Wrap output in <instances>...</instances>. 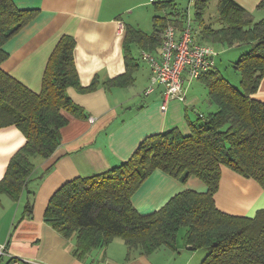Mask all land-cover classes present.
<instances>
[{
    "label": "trees",
    "instance_id": "16d2710c",
    "mask_svg": "<svg viewBox=\"0 0 264 264\" xmlns=\"http://www.w3.org/2000/svg\"><path fill=\"white\" fill-rule=\"evenodd\" d=\"M211 1L192 0L193 17L173 0L155 1L157 13L152 17L151 34L126 27V71L103 82L96 76L88 86H83L78 74L76 40L63 34L46 64L41 90L35 91L5 71L3 63L9 56L7 42L35 18L39 9H23L15 0H0V128L14 125L26 138L0 180V195L15 201L28 187L37 161L51 157L61 144V128L69 118L88 116L71 98L68 88L89 92L100 83L106 88L131 85L137 67L133 43L143 51L159 53L165 29L172 25L179 35L190 22L198 43L217 50L249 46L235 63L241 75L239 87L216 65L197 78L205 84L216 108L196 122L190 121L188 134L177 127L151 134L119 165L68 180L55 191L45 210V222L65 239L74 240L73 253L79 259L104 250L116 238L125 242L130 255L133 251L150 254L163 247L174 248L181 228L186 227L184 239L189 249L207 250L201 264H264V208L253 216L230 214L217 207L214 197L222 166L255 179L264 189V102L252 96L264 77V19L255 20L236 0H218V16L207 19ZM159 10H164V15ZM156 170L182 182L196 176L205 182L207 190L184 189L158 210L143 214L131 199ZM27 209L32 212L31 202ZM13 260L15 257L12 264Z\"/></svg>",
    "mask_w": 264,
    "mask_h": 264
},
{
    "label": "crops",
    "instance_id": "0c3cea01",
    "mask_svg": "<svg viewBox=\"0 0 264 264\" xmlns=\"http://www.w3.org/2000/svg\"><path fill=\"white\" fill-rule=\"evenodd\" d=\"M155 1L15 0L19 8H38L39 12L7 42L9 56L3 68L31 89L40 91L55 45L63 34H70L76 40L74 57L83 86H88L96 76L101 82L119 76L126 71V27L142 29V23L147 26L151 23L153 27L154 14L150 8ZM236 1L249 10L255 20L264 19V0ZM119 20L125 26L122 34ZM145 32L151 34L153 29ZM136 46L143 51L136 43L132 44V51ZM134 57L135 81L127 87L106 88L100 83L89 92L68 88L71 98L88 116L69 118V123L61 128V144L51 157L37 161L31 181L19 200L0 195V245L6 244L9 252L0 264H12V256L24 264H201L207 250H190L185 234L174 248L163 247L150 254L133 251L130 255L125 242L116 238L104 250L93 252L86 260L79 259L73 253L74 240L65 239L44 219L52 195L68 180L96 175L119 165L151 134L175 127L188 134L190 121L196 122L216 108L208 98L205 84L195 79L185 85L186 100H170L163 111L164 88L160 86L147 96L143 94L149 85L151 70L135 54ZM252 96L264 102V77ZM25 142L24 134L16 126L0 128V180L11 157ZM221 171L219 189L214 196L220 210L253 216L264 208V189L255 179L227 166H222ZM184 189L204 192L207 186L196 176L182 182L156 170L131 200L139 212L148 214ZM29 202L32 212L27 209ZM202 250H205L203 257L198 254Z\"/></svg>",
    "mask_w": 264,
    "mask_h": 264
},
{
    "label": "built area",
    "instance_id": "2783aa9c",
    "mask_svg": "<svg viewBox=\"0 0 264 264\" xmlns=\"http://www.w3.org/2000/svg\"><path fill=\"white\" fill-rule=\"evenodd\" d=\"M119 23V33L124 32L122 20ZM218 50L209 44L198 43L194 39L193 27L190 22L178 35L176 29L170 25L163 35L160 52L154 54L142 51V59L151 70L149 85L144 90L148 95L160 85L163 86L164 101L161 109H167V102L173 99L186 100V83L199 78V76L216 65ZM94 121L93 117H90ZM9 254L6 244L0 245V262ZM13 257V256H12ZM13 264H23L15 257Z\"/></svg>",
    "mask_w": 264,
    "mask_h": 264
},
{
    "label": "rangeland",
    "instance_id": "374dc122",
    "mask_svg": "<svg viewBox=\"0 0 264 264\" xmlns=\"http://www.w3.org/2000/svg\"><path fill=\"white\" fill-rule=\"evenodd\" d=\"M160 1V0H158ZM175 2V5L181 9V10H187L189 11L191 17L194 15V5L192 3V0H173ZM150 10L153 14L157 13L155 12V8L151 6ZM159 13L161 15H164V10H159ZM218 0H212L209 4V7L206 10V16L207 19L209 16H212V18L218 16ZM141 28L145 31H148V29H153L151 23H148V26L146 23L141 24ZM242 46V47H241ZM239 46H232V47H219L218 48V55L216 57V68L219 69V71L222 73V75L228 79L234 86L239 87L241 82V75L240 73L235 69V63L240 59L241 54L249 49V46L246 44ZM134 54L139 60L145 62L142 59V51L140 52V49L136 46L133 48ZM146 63V62H145ZM242 87V85H241ZM187 228L183 227L181 228L178 236V242L181 243L183 241V236L186 233ZM120 239V238H119ZM198 254H201L203 257V252L198 251ZM203 259V258H202Z\"/></svg>",
    "mask_w": 264,
    "mask_h": 264
}]
</instances>
